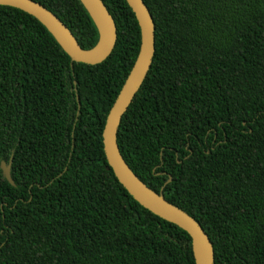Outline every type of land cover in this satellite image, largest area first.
<instances>
[{"label":"trees","instance_id":"obj_1","mask_svg":"<svg viewBox=\"0 0 264 264\" xmlns=\"http://www.w3.org/2000/svg\"><path fill=\"white\" fill-rule=\"evenodd\" d=\"M85 49L81 0H36ZM117 41L72 61L26 11L0 4V264H196L188 232L142 206L103 144L140 49L126 0H103ZM155 53L117 141L153 190L208 233L215 264H264V0H144ZM12 156L15 184L1 161Z\"/></svg>","mask_w":264,"mask_h":264},{"label":"water","instance_id":"obj_2","mask_svg":"<svg viewBox=\"0 0 264 264\" xmlns=\"http://www.w3.org/2000/svg\"><path fill=\"white\" fill-rule=\"evenodd\" d=\"M99 30V42L92 49L83 48L68 26L50 9L36 0H0L1 5L20 8L36 17L51 32L72 61L95 64L106 59L117 41L114 17L103 0H81ZM140 26L141 43L137 58L112 104L103 129L104 152L116 177L142 206L184 229L191 237L196 264H215L212 241L203 226L187 211L168 201L163 189L153 190L131 169L121 153L117 133L124 113L140 89L155 53V22L144 0H126ZM6 179L15 184L11 174L12 156L1 161Z\"/></svg>","mask_w":264,"mask_h":264}]
</instances>
